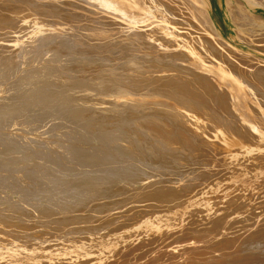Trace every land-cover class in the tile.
<instances>
[{
	"label": "bare ground",
	"instance_id": "6f19581e",
	"mask_svg": "<svg viewBox=\"0 0 264 264\" xmlns=\"http://www.w3.org/2000/svg\"><path fill=\"white\" fill-rule=\"evenodd\" d=\"M36 1L37 0H0V6L4 9V11H6L5 14L7 13L6 19L0 17V32L6 31V35L8 36V34L13 33V25H16V23L14 24V22H17V19H22L23 21H25L27 20V18L31 19L29 17L32 16L35 18V16H37V14L39 13L38 6H36L38 5V3ZM40 1L41 0H39V2ZM87 1H70V5H74V7L71 6L73 12L70 13H75L76 15L78 14L77 16H80L79 14H81V12L82 14L85 12L84 15L89 14L90 16H94L96 14L97 16L95 15V18L97 19V17H100L102 12H104L109 16L105 14L106 16L101 17H108L109 21L108 19L107 21L105 20L106 23H102L105 26L99 25L100 27H98L97 23V26H95V23H91L90 20V23L92 25L94 24V27L92 28L93 30L91 29L92 31H89L90 33L86 34L85 37H87L88 35L90 38L93 36L91 39L97 38L98 40V38H103L105 41L106 36H108V33L110 32V29L109 31L107 30L108 27H112L115 24H125L123 32H125L126 35H124L123 33L121 34L126 36L127 40H139L140 42L139 38H142L144 39L143 41L147 40L146 42L149 43L150 46L148 47L151 49L146 46L147 48L145 47V51H143L144 49L139 50L141 51L139 52V57L137 56L138 53L135 54L133 52L137 56V58L134 57L135 59L133 58V62L131 61L132 63L129 64V66L127 65L128 71L126 73H124L123 71L119 72V70H121L122 68L125 69L124 63V65H121V69L118 67L119 70H115V72H112V74H109L111 72H108V74H105L104 72L102 73V69L101 73H99L98 71V75L93 76V78L97 77L95 81L97 85L99 84V86H101L103 90H106V92H101L107 93L109 94V96L100 95L99 97L97 94V96L94 95L93 91L95 89L92 90L91 88L92 86H94V83L91 82L94 81L93 79L82 81L86 85H84L85 87L81 85L80 88H86L85 90H87L86 93L88 94L84 99V97H82L80 94H77L79 93L77 91L76 95H78V98L81 96V100L72 99V96L70 95L72 94L70 93V89L69 91L67 90L58 94L56 93L50 100L43 99L44 97L42 98V94H40V99L42 98L41 100L38 99L37 101H31V98L29 99L28 95H33L37 87H29L30 89H28V92H25L24 96L21 97V99L23 98V100L20 99L21 103L24 102L23 104L28 105L33 103L38 105L40 104L39 107L42 113H45L46 109L44 110V108H47L48 110L54 109V111H56L57 109L63 110L56 112L57 114H59V116L64 115V113L66 112L71 113L73 115V118L82 116V118L80 119L81 121L77 120L79 119L78 117L76 119L74 118L75 120H71L69 122V124L71 123V126L69 125V128H67L66 131H63V134H65L66 136L69 135V137H74L77 142L84 141L85 143L88 142L89 144H91L90 141H93L97 142L99 145L97 147H93L95 145L94 144L92 145V147L91 145L89 147L88 144H85V146L81 144L75 145V143H73L74 146H64L69 147L68 149L69 151H71V153L77 154L80 150L86 153V156L84 155L81 158H83L84 166L87 167H84L83 170L82 168H78L80 169V171L77 173L74 172L75 174L71 172L73 176L70 178H68V176L66 178L61 173H56V170L50 176H47L43 173L41 174V172H39L40 169H37L38 166L35 168L37 164L34 163V154L32 153L30 155L28 154L29 152H22L24 151L23 149H21L19 146L13 145V149L18 150L19 154L17 153V155L15 156L16 159L11 162L12 167L10 169L14 171L13 173L17 176L18 179L14 182L6 181V178L5 180H0V182H2V184L0 183V189L2 188L0 190V220L1 218L2 220L9 219L7 220L8 223L10 222L15 227L17 226L18 228H23V230L29 231V229L31 228L35 229L34 223L36 221H38L37 223H40L39 220L41 219L43 221L45 220L46 222L47 218L55 212L58 214H62V217L60 215V217L62 218L60 222L63 221L64 223L71 218H75L77 220L81 219L80 216L84 214V211H90L89 213L95 212V214L104 212V215L101 216V213L100 215H96V217H92L94 219L89 220L93 222L94 226H96V223H102V225L107 224V226L111 225L110 227L115 228V231H111L113 232V234L106 235V233H108L106 232V236L103 235L104 232H101V230L105 229L103 226V229H97V231H100L101 233H89L85 238H81L83 236H79L77 239L75 238L77 243L72 239L73 241H75L77 247L68 249L67 253H69V256L72 252L77 253L76 255H79V253L85 254V252L89 251V249H95L100 252V254H106L105 256L108 259V262L106 264H264V90H262L264 86L263 84H258L260 83L258 82L259 80L256 81L257 78L260 79L261 77H264L261 76L262 74H264V65H262V62L264 61L252 55V53H250L249 55L240 51L236 47H233L230 42L224 38L221 30L216 25L210 14L209 0H188L191 6L194 8V12L190 10L191 18H197V21H199V23L196 25L202 26L204 31L207 33L206 36H203L201 34L203 37H200L199 40H196L195 38L181 39L179 38L180 35H178V32L176 31L178 28L176 29V27H172L173 25L171 24H176L177 21L173 22L175 21L173 20L171 23L170 21L172 18L170 19V15L171 12H176L175 9L178 10L179 7L176 8L177 6L175 7V5L179 4L174 5V3L172 2V6L175 7V9L171 11V9H169L170 6L163 5L161 3V0H101L103 5H101V10L98 7V9L101 11V14L98 15L100 12L98 10L95 11V8L92 10V12H94L95 14H92V8H88V4L91 1ZM184 1L181 0L182 3H184ZM242 1L243 3L237 1L234 5L232 0H227V6L232 16L231 18L238 27V30H236L237 38L242 43L244 42L247 45L249 44L254 46L253 49L255 50L258 49L264 51V18L262 16H256L251 12L252 10H257L258 8L264 10V0ZM32 2H36L37 4L34 5L35 3ZM43 2L41 1V5H43L46 1L44 3ZM51 2L53 3V1ZM57 2L58 1H55V3ZM177 2L178 0L176 1V3ZM60 3L61 1L59 0V4ZM48 4L50 3L48 2ZM59 4L58 6H60ZM186 5L185 7H187ZM92 6L95 7L96 5ZM42 8L41 11L44 12L46 8ZM47 10L48 9H46L45 11ZM49 11L46 12L47 15H49ZM66 12H64L63 10V12L60 14L64 13L63 15H65ZM178 12L176 14H178ZM180 12L182 13V11ZM69 14L66 13L67 17ZM52 15L55 17L54 14ZM57 15L59 14L57 13ZM76 15L74 17L75 19ZM43 17L46 16L44 15ZM72 17L73 16H70V18ZM250 17H253L254 20H251ZM38 18L39 16H37L32 23V25L34 24V30L32 29L34 32L32 31L31 34H33L34 36L37 35L36 33L38 32L37 30L39 29V27L50 28L49 23H45V25L41 22L42 17L40 18L41 21H39ZM55 18L57 19V17ZM79 18L77 20L81 19ZM83 18H85V16ZM88 18L86 15L87 20H89ZM95 18L92 20L96 21ZM176 18L173 17V19ZM156 19L158 20L155 21ZM57 20L58 22L61 21V19ZM71 20L73 21V18ZM98 20L99 19H97V21ZM101 20L103 21L104 19ZM48 21L49 20H47L46 22ZM83 21L85 22L86 20L80 21V24H82ZM102 21L99 20V24ZM187 21H185V23ZM193 21L195 22V20ZM12 22L13 25H11V28L10 23ZM21 22H18L16 26H19V24L22 25ZM25 23L22 25V27L29 24ZM72 24H74V22H72ZM32 25L30 24L31 27ZM61 25L63 24H60V26ZM75 25L77 26V24ZM85 25L87 26V21ZM138 25L141 26L139 27ZM67 26L70 29V25ZM106 26L108 27L105 28ZM118 26L116 25L115 27ZM22 27H20V30ZM62 27H64V25L61 26V28ZM149 27L152 29L150 30ZM183 27L185 26H182L181 28L183 29ZM190 27L186 26V28L188 29H185V31L187 32ZM193 27L194 25L192 26V28ZM61 28H59L58 30H60ZM65 29L62 28V31H65ZM86 29L89 30L90 28L88 29L87 27ZM116 29L118 30V28ZM82 30L81 32H83ZM87 30H85V33ZM193 30L196 31V28ZM70 31L72 30L70 29ZM120 31L122 32V30H119L117 32L120 33ZM22 32H24V30H22ZM114 32H112L114 35L119 36ZM196 32L201 33V31ZM196 32L194 33L197 34ZM13 34L16 35L15 33ZM18 34L17 36L20 35ZM155 34H159L157 36L161 37L162 42L156 39V41L158 40L157 42L159 43V45L153 47L154 44H157L156 41L154 43L151 42V37L153 35L156 36ZM30 37H32V35ZM114 38L116 37L114 36L113 39ZM10 39H12V37ZM95 39L93 41H96ZM124 39L125 38H123V41ZM0 40H2V37L0 38ZM16 40L17 38L13 39V41ZM109 40L110 39L108 38V44L110 43ZM39 41L41 40L39 39ZM89 41L92 42V40L90 39ZM125 41L123 42V44L125 43ZM135 41L132 42H134L135 44ZM143 41L141 40L140 42L142 48ZM148 41H150L151 43ZM115 42L117 41H114V43ZM137 42L138 41H136V43ZM0 43V47H4L6 45L4 44V42ZM130 43L129 45H131ZM117 44V47L121 46L120 43L119 45ZM103 46L106 47L107 45L103 44ZM137 46L134 47H140V45L138 44ZM75 47H72V57H66L67 60L64 63L62 62V65H66V63H69V61L76 62V67H78L77 71L80 72V75H84L85 73H87V69H90L91 67L103 68L105 66L103 65L105 61H108V59H105L107 57L103 58L102 60L96 59L97 61H94L92 59L94 62L92 61L91 63L90 57L87 60L83 61L76 60L77 57L80 56L78 55V52L80 50H76ZM109 47L111 49V46H108V48ZM113 48L115 49V47ZM153 48H158L157 51L161 53H159V55H152L153 51L151 50H153ZM91 49L94 50L95 48ZM49 51H52V49H50ZM157 51L156 53H158ZM129 52L127 53L128 55ZM107 54L106 56L109 55ZM122 54L124 53L122 52ZM166 54L170 55L169 59H167ZM60 55V50L56 49L53 55L55 57V60H58ZM76 55L78 56L75 57ZM100 56L101 58L104 57V55ZM112 56L108 58L112 59ZM25 58L27 57H21L17 60H21L23 63H25L27 62ZM116 60H118V58ZM61 61L62 59L60 60V62ZM162 62H164V68L161 67L163 65ZM115 64H117L115 65L117 67L119 62ZM55 65L56 63L51 66V69L57 70L58 66ZM73 72L76 73V71ZM93 73L92 75L95 74ZM59 74L62 75L61 73ZM77 76L79 77V75ZM82 78L84 77L82 76ZM50 79L54 80L51 77ZM38 80L40 81V79ZM60 81H57L56 83L58 84V82ZM72 81L75 82L74 80ZM41 82L44 83L43 81ZM89 82L91 83L89 84ZM42 83L41 86H43ZM46 83H44V85L48 84L49 87H52L53 85L49 82L47 84ZM70 86L72 87L74 85L72 84ZM57 87L59 88V86ZM84 88L82 90H84ZM110 88L113 90L108 91L107 89L110 90ZM77 89L81 91L79 88ZM51 90H55V88ZM72 90L74 89L72 88ZM90 90H92L95 97L90 96ZM49 91L50 90H47V93ZM74 92H76V90H74ZM95 92L98 93L97 90ZM82 98L84 100H82ZM17 100L18 98L16 99L15 104L12 103L11 105L10 101L12 100L8 101L10 103L6 109L7 113L17 112V104L20 103H17ZM89 108L94 109V111L96 110L97 112L95 114L93 112L91 119H88L90 115H83V111L88 110ZM73 109H78L79 112L76 113V111H74ZM51 111H46V113H51ZM107 111L113 113L114 118L117 117L115 115H118V117H120L118 119L119 123L117 122L118 124L112 122L114 121V119L112 120V118L111 122L105 120L108 119L106 117L108 113ZM99 112L102 113V121H98L101 119H98V116H96L97 114H99ZM10 116H14V114ZM67 120H65V122H68ZM94 121H96L97 124L94 123ZM81 122H83L84 124L82 125ZM91 122L94 123V126L92 124L93 128L96 127L95 124L97 125V127L91 129ZM65 125H67V123ZM87 127L91 130L87 131ZM31 140L33 142L27 145L29 146L28 148L33 151L38 138ZM66 143L70 144L67 141ZM51 148L61 149L60 146L55 147L53 145L51 146ZM11 155L9 154V156ZM8 163L10 165V162ZM90 164H93V166H90ZM48 166L50 167V164ZM68 166L70 167V163ZM192 166L193 168H197L196 171L192 172L191 170L192 173H190L189 169L185 170L186 168ZM59 171L60 170H58V172ZM65 173L68 174V172ZM216 174L220 175L222 178L210 184L207 181L208 178L210 179V177ZM35 179H38L39 181H42L50 186V189L48 188L50 192H47V194L43 192V194L45 193L44 195H39V193L37 194L36 192L34 195H31V191L26 190L24 187L26 183H30ZM103 185L106 186V188L112 193L111 196H109V194L107 193L109 197H112V199L110 198L111 202H108L110 200L106 197L107 195L104 194L105 191L103 193H99L98 187H101ZM3 189H9V193H11L12 191L20 193V198L18 197L19 200L17 199L18 201L15 202H13L14 200L8 201L9 196H12H8L7 190L3 192ZM36 190L38 189L36 188ZM17 193H15V195ZM150 200L153 202H151ZM149 201L151 203H148ZM174 202H176L177 204L182 203V205L180 207H172L171 209H169V207L172 206ZM141 203L144 204L143 207H141L142 205L140 206ZM163 208H168V210H164ZM118 211H121V214H117ZM30 214H32L33 217ZM53 215L50 216L52 219ZM41 216H45V218ZM55 216H57V214ZM63 216H65V218ZM60 217H57V219H61ZM81 220L83 221V219ZM53 221L54 219L52 220V223ZM6 222L4 221V224ZM84 222H81V224ZM37 223L36 227L38 226ZM73 223L75 222L72 219V224ZM4 224H1L0 226ZM46 225L50 226V223H46ZM46 225H43L44 227L42 226V228H45ZM63 225L66 226V223ZM50 227H48V229ZM68 227L69 226H67V228ZM62 228L64 229V227ZM106 228L109 229V226ZM58 230L62 231L60 230V227ZM82 230L84 231V228ZM13 233L15 235V232ZM79 233L81 234L82 232ZM2 234L4 235L5 232ZM7 234H5L4 236H6ZM38 234L37 237L39 236ZM46 234L50 235V233ZM12 235H10L11 237H13L12 239L16 238ZM43 235L40 234L41 237H43ZM66 235H68V233ZM31 236L33 238V235ZM47 236L48 235H46V237ZM54 236L55 235H53V237ZM37 237L35 239H37ZM49 239L50 238L48 236L47 241ZM53 239L56 238L54 237ZM69 240L71 243V238ZM69 240H67L68 243ZM67 241L64 242L67 243ZM64 242H62V244ZM61 246V250L65 248H61ZM53 248L51 250H53ZM55 249L56 247L54 248V251L57 252L58 249ZM45 250H48V248H45L43 250L41 249V252ZM49 252V255L50 253H53L52 251L50 253ZM92 253H94V255H97V253L95 252ZM67 255L68 254H66V256ZM89 255L91 256L92 254ZM38 256L41 257L40 259L42 260L45 258H43V256H40L39 254ZM50 256H52V254ZM86 256L88 255L86 254ZM4 257L3 260H5ZM80 257L82 256L80 255ZM7 258L6 260H8ZM77 258H79V256H77ZM62 260L64 261V259ZM20 261L21 259L18 262H15V264L20 263ZM29 261L30 259L26 258L23 262H25L24 264H29ZM60 261L57 260V263H59ZM89 261L84 263L79 262V264H89ZM96 262H94V264ZM11 263L12 262H9V264Z\"/></svg>",
	"mask_w": 264,
	"mask_h": 264
},
{
	"label": "rangeland",
	"instance_id": "374dc122",
	"mask_svg": "<svg viewBox=\"0 0 264 264\" xmlns=\"http://www.w3.org/2000/svg\"><path fill=\"white\" fill-rule=\"evenodd\" d=\"M17 1V0H16ZM22 1H27V0H22ZM35 1V0H34ZM42 2H43V0H41ZM41 1L39 2V0H37L36 2L38 3V5H36L37 3L36 2H32V3H35L34 5H36V6H38V14H37V16H39V21H41L43 24H48L49 23V25H50V28H43V27H39V29L37 30L38 32L35 34L36 36H34L33 34H31L32 33V31L34 30L33 28V26H34V24L32 25V23H33V20L37 17V16H35V18L33 19L32 17H29V18H31V19H28L27 18V20H25V21H23L22 19L21 20H18L17 19V22H14V24L16 23V25H17V23L19 22H21L22 23V25L25 23V22H27V23H25V24H28V25H24L23 27H22V25L21 24H19V26L20 27H22L21 28V30H20V27L19 26H16V25H13V22L12 23H10V26L11 25H13L14 26V28L12 29V32L13 33H15L16 35H14L13 33H10V34H8V36L6 35V31L5 32H3V31H1L0 32V38L2 37V40H0V42H4V44H6L4 47H0V77H1V79H0V136L2 137H0V180H5V178H6V181H10V182H14V181H16L18 178H17V176L13 173L14 171L12 170V169H10L11 167H12V163L11 162H13V160H15L16 159V155H17V153L19 154V151L18 150H15V149H13V145H15V146H19L21 149H23L24 151H22V152H29L28 154H34V163H36V164H34V165H36L35 166V168L37 167V169L39 170V172H41V174L43 173V174H45V175H47V176H50V175H52L53 173H54V171L56 172V173H61L63 176H65L66 178H67V176H68V178H70V177H72L73 175H72V173H77V172H79L80 171V169L82 168V170H83V168L84 167H87V166H84V164H83V158H81L82 156H86V153H84V152H82L81 150V152L80 151H78V153L77 154H75V153H71V151H69V147H64V146H68V145H73L74 146V144L73 143H75V145H79V144H81V145H87L88 144V146L90 147V145H91V147H92V145H94L93 147H97L99 144L97 143V142H93V141H90V143L91 144H89L88 142H82V141H76V139L74 138V137H72V136H70L69 137V135L68 136H66L65 134H63V131H66L67 130V128H69V125L71 124H69V122L71 121V120H75L77 117L79 118V119H77V120H79V121H81L80 119L82 118V116L80 117V116H77V117H74L73 118V115L71 114V113H68V112H66V113H64V115H60L59 116V114H57L56 112L57 111H63V110H56V111H54V109L51 111V110H48L47 108H44V110H45V113H46V111H51V113H42V111H40L41 109H40V107H39V105L38 104H35V103H33V104H23L24 102H20L21 100H23V98L21 99V97L22 96H24V94H25V92H28V89H30V88H35V87H37L36 89H35V91H34V94L33 95H28V98L30 99L31 98V101L32 100H34V101H37L38 99L39 100H41L43 97V99H45V100H50L51 98H53V96L57 93H61V92H65V91H69L70 89V93H74L73 95L72 94H70L71 96H72V99H76V100H81L80 98H81V96L82 97H84V99H85V97H86V95L88 94V93H86V91L87 90H85L86 88H84L85 86L84 85H86L85 83H83L82 81L84 80V81H86V80H88V79H93L94 81H91L92 83H94V86H92L91 88H92V90H94L93 92H94V95H98L99 97H100V95H102V96H109V94H107V93H103V92H101V91H104V92H106V90H103L102 88H101V86H99V84L97 85V83L95 82L96 81V79H97V77H94L93 78V76H97L98 74H97V72L99 71V73H101V71H102V69H103V71H102V73L104 72L105 74H108V72H111V73H109V74H112V72L114 73L115 72V70H119V68L121 69L122 68V66L121 65H124V63H125V69L124 68H122L121 70H119V72L121 71H123L124 73H126L127 71H128V69H127V67L129 66V64H131L132 62H133V58L135 57V58H137V56L139 57V52H141V51H139V50H143V51H145L146 49H145V47L147 46H149V43H147L146 41L147 40H145V41H143L144 39H142V38H139L140 39V42H141V40L143 41L142 42V46H143V48L141 47V44H140V42H139V40H136V41H138L137 43H136V41L135 40H130L129 41V39L127 40L126 38V36H124V35H126V33L125 32H123L124 30V28H125V24L123 25H121V24H115V25H113L112 27H108V26H106L105 28H107V30L109 31V29H110V32L108 33L109 35L108 36H106V38H105V41L107 42L108 41V38L110 39L109 40V44H108V42L106 43L105 41H104V39L103 38H98V40H97V38L95 39L96 41H93L94 39H91L88 35H87V37H85L86 36V34H88V33H90L93 29V27H94V24L92 25L91 23H95V26H97L98 25V27H100L99 25H104V24H102V23H106V21H107V19H108V17H101V16H109L108 14H106V13H104V12H102V14H101V5H103L102 4V2H101V0H89V1H87V0H83V1H87V2H90L89 4H88V8L89 9H91V12H92V10L94 9L95 11H99L97 14L98 15H100V17H97V19H99L100 21H102L101 19H104L102 22H100V24H99V20L97 21V19L95 18L97 15L94 13V12H92V14H95L94 16H90L89 14H86L87 15V18L89 19V20H87L86 19V15H84L85 14V12L82 14V12H81V14L83 15H81V14H79L80 16H77L75 13H70V12H73L72 10V8H71V6H73L74 7V5H70L71 4V2L70 1H72V0H63V2H62V0H60L61 1V3H62V5H61V3L59 4V0H44V4L43 5H41L42 3H41ZM51 1H53V3L51 2ZM55 1H58L57 3H55ZM69 1V2H68ZM78 1V0H77ZM160 1V0H159ZM176 1L177 0H170V2H169V0H161V3L163 4V5H166V6H170L169 7V9H171V11L172 10H174L175 9V7L176 8H178V10H176L175 9V11L176 12H171V15H170V19H171V23H172V21L173 20H175V21H173V22H178V21H183V22H176V24L175 23H173V24H171V25H173L172 27H176V31L178 32L177 34L178 35H180V37L179 38H181V39H185V38H192V39H196V40H199V38L200 37H203V36H206L207 35V33L204 31V29H203V27L202 26H200V25H196V24H198L199 23V21H197L198 19L196 18H191V15H190V10H192V12H194V8L191 6V4H190V2L188 1H184V0H182V1H184V3H182L181 2V0H178V2L176 3ZM237 1H239V2H241V3H243V1L242 0H232V2L234 3V5L236 4L235 2H237ZM48 2L50 3V4H48ZM67 2V3H66ZM94 2V3H93ZM99 2V3H98ZM169 2V3H168ZM174 3V5L175 4H179V5H175V7H173L172 5H173V3ZM179 2H181V3H179ZM64 3V4H63ZM66 3V4H65ZM69 3V4H68ZM186 3H187V5H186ZM209 3H210V14H211V16H212V18H213V20H214V22L216 23V25L219 27V29L221 30V33H222V35L224 36V38L226 39V40H228L229 42H230V44L233 46V47H236L237 49H239L240 51H242V52H244V53H246V54H249L250 55V53H252V55H254V56H256V57H258L260 60H263L264 61V51H262V50H255V49H253V47L254 46H252V45H247L246 43H242L238 38H237V33H236V30H238V27L236 26V24L233 22V20H232V16H231V13H230V10H229V8H228V6H227V0H209ZM53 4V5H52ZM58 4L60 5V6H58ZM181 4V5H180ZM41 7H40V6ZM45 5V6H44ZM50 5H51V7H50ZM57 5V6H56ZM92 5H96L95 7H93ZM185 5L187 6V7H185ZM47 6V7H46ZM53 6V7H52ZM69 8H71V9H69ZM182 6H184V7H182ZM190 7V9H189V7ZM40 7V8H39ZM43 7V8H42ZM44 7L46 8V9H48L47 11H49L50 13H48L49 15H47L46 14V12L47 11H45L44 10V12H42L41 11V8L42 9H44ZM49 7V8H48ZM58 7V8H57ZM65 7V8H64ZM67 7V8H66ZM98 7H99V9H98ZM171 7H173V8H171ZM50 8H52V9H50ZM64 8V9H63ZM182 8H184V9H182ZM191 8H193V9H191ZM0 9H1V13H2V15H1V13H0V17H2L3 19H6V14H5V12L6 11H4V9L0 6ZM2 9H3V12H2ZM53 9H55V10H53ZM57 9V10H56ZM64 10V12H66L67 10V14H69L70 16H73L72 18H73V21L71 20L72 18H70V16L68 15V17H67V15H66V13H65V15H63V14H60V13H62L63 12V10ZM62 10V11H61ZM182 11V13L180 12V11ZM188 11V12H185V11ZM54 11V12H53ZM56 11V12H55ZM59 11V12H58ZM179 11V12H178ZM178 12V14H176ZM254 15H256V16H262L263 18H264V10H262V9H260V8H258L257 10H252L251 11ZM44 13V14H43ZM54 14L55 15V17H57V19H61V23L60 22H58V20L52 15V14ZM56 13V14H55ZM57 13L59 14V15H57ZM175 13V14H174ZM180 13V14H179ZM189 15H188V14ZM4 14V15H3ZM91 14V15H92ZM106 14V15H105ZM174 16H173V15ZM182 14V15H181ZM186 14H187V16H186ZM41 15V16H40ZM46 16V17H43V16ZM61 15V16H60ZM75 15H76V19L74 18L75 17ZM89 15V16H88ZM85 16V18H83ZM184 16V17H183ZM253 16V15H252ZM42 17V19L40 20V18ZM51 17H52V19H51ZM58 17H60V18H58ZM81 19H80V18ZM93 17V18H92ZM173 17H177L176 19H173ZM186 17V18H185ZM47 18V19H46ZM55 18V19H54ZM67 18H69V19H67ZM80 19V20H77V19ZM91 18V19H90ZM96 19V21L95 20H92V19ZM183 18H185V19H182ZM189 18V19H188ZM251 18V20H254V18L253 17H250ZM64 21H63V20ZM75 19V20H74ZM192 19V20H191ZM28 20H30L31 21V23H30V21H28ZM44 20V21H43ZM47 20H51L50 22L48 21V22H46ZM77 20V21H76ZM82 20H86L87 21V26L85 25L86 24V21L84 22H82V24H80L81 22L80 21H82ZM90 20H91V23H90ZM106 20V21H105ZM118 20H120V19H118ZM158 19H156L155 21H157ZM189 22H188V21ZM193 20H195V22L193 21ZM69 21V22H68ZM70 21H71V24H72V22H74V24H70ZM108 21H109V19H108ZM185 21H187L186 23H185ZM197 21V22H196ZM53 22V23H52ZM55 22V23H54ZM63 22V23H62ZM68 24H67V23ZM76 22V23H75ZM35 23V22H34ZM63 24L64 25V27H62L63 29H65L66 27V29H69V27L67 26V25H70V29L72 30V31H70V29L69 30H66L65 29V31L63 30L62 31V28H61V26H63V25H61L60 26V24ZM96 23H97V25H96ZM191 23V24H190ZM30 24L32 25V27L30 26ZM45 24V25H46ZM66 24V25H65ZM75 24H77V26L75 25ZM90 24V25H89ZM181 24H182V26H185V27H183V29L181 28L182 26H181ZM184 24V25H183ZM186 24V25H185ZM188 24H189V26H188ZM54 25V26H53ZM56 25V26H55ZM79 25V26H78ZM89 25V26H88ZM118 26V27H115V26ZM194 25V27L192 28V26ZM54 28H53V27ZM66 26V27H65ZM73 26H75V27H73ZM82 26V27H81ZM83 26H84V28H85V26H86V28L88 27V29L89 30H87L86 28L84 29L83 28ZM92 26V27H91ZM105 26V25H104ZM123 28H122V27ZM139 27L141 26V25H138ZM180 26V27H179ZM186 26L187 27H190L189 28V30L186 32L185 31V29L187 30L188 28H186ZM31 27V28H30ZM78 27V28H77ZM152 27V26H151ZM11 28H12V26H11ZM59 28H61L60 30H58ZM77 28V29H76ZM84 29V30H82V29ZM116 28H118V30L116 29ZM121 28V29H120ZM153 28V27H152ZM152 28H150L149 27V29L151 30ZM181 28V29H180ZM196 28V31H201V33L200 32H196L195 30H193V29H195ZM16 30V32H15V30ZM25 29H27V30H25ZM29 29V30H28ZM33 29V30H32ZM41 29V30H40ZM52 29V30H51ZM54 29V30H53ZM92 29V30H91ZM180 29V30H179ZM22 30H24V32H22ZM74 30V31H73ZM78 30V31H77ZM81 30L83 31V32H81ZM85 30H87L86 31V33H85ZM116 30V31H115ZM119 30H122V32L120 31V33H118L117 31H119ZM192 30V31H191ZM19 31V32H18ZM21 31V32H20ZM26 31V32H25ZM41 31V32H40ZM69 31V32H68ZM80 31V32H79ZM90 31V32H89ZM107 31V32H108ZM115 31V32H114ZM3 32V33H2ZM34 32V31H33ZM64 32V33H63ZM65 32H67V33H65ZM112 32H114L115 34H117V35H119V36H116V35H114ZM193 32V33H192ZM194 32H196L197 34H195ZM2 33V34H1ZM20 35H19V34ZM83 33V34H82ZM121 33H123V34H121ZM186 33V34H185ZM192 33V34H191ZM199 33H200V35H199ZM206 33V34H205ZM14 36H13V35ZM17 34L19 35V36H17ZM32 35V37H30L31 35ZM59 34V35H58ZM78 34V35H77ZM122 36H121V35ZM188 34V35H187ZM203 36H202V35ZM205 34V35H204ZM11 35V36H10ZM30 35V36H29ZM41 37H40V36ZM43 35V36H42ZM111 35H112V37H111ZM116 37V38H114L113 39V37L114 36ZM156 36H152L151 37V39L152 40H154V41H152L151 40V42H155L156 41V39H158L160 42H162V40H161V37L160 36H157V35H159V34H155ZM187 37H186V36ZM38 36V37H37ZM45 36V37H44ZM63 36V37H62ZM77 36V37H76ZM195 36V37H194ZM4 37V38H3ZM8 37V38H7ZM12 37V39H10V38ZM14 37V38H13ZM23 37V38H22ZM153 37H154V39H153ZM156 37V38H155ZM198 37V38H197ZM209 37V36H208ZM17 38V40L16 41H13V39H16ZM22 38V39H21ZM30 38V39H29ZM34 38V39H33ZM48 38V39H47ZM78 38V39H77ZM88 38V39H87ZM123 38H125L126 39V41H127V43H126V41H125V39H124V41H125V45L123 44ZM19 39V40H18ZM38 39V40H37ZM39 39L41 40V41H39ZM73 39V40H72ZM83 39H84V41H83ZM89 39L90 40H92V42H90L89 41ZM99 39H101V40H99ZM111 39H113V40H111ZM118 39V40H117ZM121 39V40H120ZM61 40V41H60ZM79 40V41H78ZM83 41V43H82V41ZM157 40V41H158ZM13 41V42H12ZM33 42V44H32V42ZM34 41H36V42H34ZM39 41V42H38ZM42 41H43V44H42ZM58 43H57V42ZM81 41V42H80ZM90 42V43H88V42ZM100 41V42H99ZM103 41V42H102ZM114 41H117V42H115L114 43ZM119 41H121V42H119ZM123 41V42H122ZM129 41V42H128ZM132 41H135V44H134V42H132ZM156 41V42H157ZM8 42V43H7ZM113 42V43H112ZM120 43L121 44V46L119 47V49H118V47L116 46V44L117 43ZM131 42V43H130ZM148 42H150V41H148ZM150 42V43H151ZM31 43V44H30ZM68 43V44H67ZM77 43H80V44H77ZM85 43H87V44H85ZM96 43V44H95ZM119 43L117 44V45H119ZM129 43L131 44V45H129ZM152 43V44H153ZM1 44V43H0ZM38 44V45H37ZM55 44H56V48H55ZM60 44H62V45H60ZM84 44V45H83ZM89 44V45H88ZM91 44V45H90ZM94 46H93V45ZM103 44H105V45H107L106 47L105 46H103ZM137 44L138 45H140V47L139 48H137L138 46H137ZM238 44V45H237ZM29 45V46H28ZM96 45H97V48H96ZM123 45V46H122ZM156 45H159V43L157 42V44H154V46L153 47H156ZM76 46V47H75ZM78 46V47H77ZM91 46V47H90ZM93 46V47H92ZM103 46V47H102ZM108 46H111V49H110V47L108 48ZM134 46H137V47H134ZM7 47V48H6ZM75 47L76 48V50H80L78 53V55H80V56H78V55H76L75 57H77V59L76 60H81V61H83V60H87L89 57H90V59H91V61H90V63L94 60V61H97L98 59L100 60H102L103 58H105V57H107V58H105L106 60L108 59V61H105V63L103 64V65H105L103 68H99V67H91L90 69L88 68L87 69V73H85L86 74V76H85V74L84 75H80V72H78L77 70V68L78 67H76V62H70L69 61V63H66V65H62L64 62H66V57H72V50H73V48ZM83 47V48H82ZM89 47H90V49H89ZM98 47H99V50H98ZM113 47H115V49L113 48ZM133 47V48H132ZM146 47V48H147ZM150 47V46H149ZM148 47V48H149ZM158 47V46H157ZM47 48V49H46ZM60 48V49H59ZM91 48H95L94 50L93 49H91ZM101 48V49H100ZM121 48V49H120ZM132 48V49H131ZM256 48V47H255ZM25 49V50H24ZM28 49V50H27ZM45 49V50H44ZM50 49H52V51H49ZM54 49V50H53ZM56 49H58V50H60V52H61V55L59 56V61L56 59L55 60V57L53 56L54 55V51L56 50ZM70 49V50H69ZM82 49V50H81ZM104 49V50H103ZM117 49V50H116ZM124 49V50H123ZM134 49V50H133ZM138 49V50H137ZM149 49H151V48H149ZM2 50V51H1ZM32 51V53H31V51ZM90 50H93V51H90ZM120 50H121V53H120ZM154 50H158V48L156 49V48H153V50H151V51H153L152 52V55H159V53H161V52H158V53H156V51H154ZM34 51V52H33ZM83 51V52H82ZM90 51V52H89ZM103 52V54H102V52ZM107 51V52H106ZM116 51V52H115ZM126 51V52H125ZM130 51V52H129ZM132 51V52H131ZM136 51V52H135ZM17 52V53H16ZM19 52V53H18ZM98 52V53H97ZM100 52H101V54H100ZM109 52V53H108ZM112 52V53H111ZM118 52V53H117ZM122 52L124 53V54H122ZM129 52V55L127 54ZM137 54V56L134 54ZM149 52V51H148ZM31 53V54H30ZM53 53V54H52ZM110 55V56H112V59L111 58H108V57H110L108 54ZM120 53V54H119ZM151 53V52H150ZM156 53V54H155ZM19 54V55H18ZM31 56H30V55ZM82 54V55H81ZM85 54V55H84ZM97 54V55H96ZM106 54L108 55V56H106ZM127 54V55H126ZM131 54V55H130ZM134 54V55H133ZM3 55V56H2ZM24 55V56H23ZM30 57H29V56ZM67 55V56H66ZM100 55H104V57H102L101 58V56ZM115 55V56H114ZM116 55H117V57H116ZM121 55H122V57H121ZM19 56V57H18ZM51 56H53V57H51ZM82 56V57H81ZM96 56V57H95ZM9 57V58H8ZM21 57H27V58H25L26 59V61L27 62H25V63H23L21 60H17L18 58H21ZM33 57V58H32ZM47 57V58H46ZM81 57V58H80ZM92 57V58H91ZM166 57H167V59H169L170 58V55L169 54H166ZM7 58V59H6ZM118 58V60H116ZM128 58H130V59H128ZM134 58V59H135ZM38 59V60H37ZM48 59V60H47ZM62 59V61L60 62V60ZM65 59V60H64ZM71 59V58H70ZM93 59V60H92ZM97 59V60H96ZM116 61H115V60ZM128 59V60H127ZM132 59V60H131ZM53 60V61H52ZM115 62H114V61ZM130 60V61H129ZM19 61V62H18ZM54 61H55V63H56V65L58 66V68H57V70L56 69H51V66L53 65V64H55L54 63ZM93 61V62H94ZM113 61V62H112ZM132 61V62H131ZM41 62V63H40ZM58 62V63H57ZM63 62V63H62ZM68 62V61H67ZM108 62V63H107ZM119 62V64H118V66L116 67L115 65H117V64H115V63H118ZM128 62H130V63H128ZM165 62H166V60H165ZM10 63H12V64H10ZM23 63V64H22ZM50 63V64H49ZM52 63V64H51ZM78 63V62H77ZM109 63H111V64H109ZM164 62H162V64H163ZM95 64V63H94ZM113 64V65H112ZM13 65V66H12ZM23 65V66H22ZM24 65H26V66H24ZM55 65V66H56ZM59 65H61V66H59ZM102 65V66H103ZM128 65V66H127ZM262 65H264V62H262ZM63 66V67H62ZM66 67V68H65ZM119 67V68H118ZM124 67V66H123ZM162 68H164L165 67V65L163 64L162 66H161ZM43 68V69H42ZM45 68V69H44ZM53 68V67H52ZM71 68V69H70ZM99 69V70H97V69ZM110 68V69H109ZM118 68V69H117ZM12 69V70H11ZM69 69V70H68ZM104 69H105V71H104ZM127 69V70H126ZM3 70V71H2ZM17 70V71H16ZM91 70V71H90ZM94 70V71H93ZM96 70V71H95ZM10 71V72H9ZM60 71V72H59ZM73 71H76V73H74ZM90 71V72H89ZM20 72V73H19ZM37 72H38V74H37ZM56 72V73H55ZM96 74H94V73ZM118 72V71H117ZM2 73V74H1ZM24 73H26V74H24ZM59 73H61L62 75H60ZM78 73V74H77ZM89 73H90V75H89ZM92 73L94 74V75H92ZM7 76H5V75ZM27 74H28V76H27ZM31 74V75H30ZM35 74V75H34ZM40 74H41V76H40ZM57 74V75H56ZM64 74V75H63ZM88 74V75H87ZM9 75H10V77H9ZM60 75V76H59ZM72 75V76H71ZM77 75H79V77L77 76ZM4 76V77H3ZM50 76L51 78H53L54 80H52V79H50V77L48 78V77ZM59 76V77H58ZM67 76V77H66ZM74 76V77H73ZM82 76L85 78H82ZM261 76H264V74H262ZM35 77H37V78H35ZM41 77V78H40ZM65 77V78H64ZM260 77V76H259ZM20 78H22V79H20ZM47 78V79H46ZM67 78V79H66ZM79 78H82V79H79ZM6 79V80H5ZM29 81H28V80ZM38 79H40V81L38 80ZM49 79V80H48ZM55 79H57V80H55ZM63 80V81H60V80ZM67 81H66V80ZM69 79V80H68ZM261 79V80H260ZM257 78V80L256 81H258V82H260V83H258L259 85H262L263 84V86H264V77H261V78ZM1 80H3V81H1ZM11 80V81H10ZM32 80H34V81H32ZM45 80V81H44ZM72 80H74L75 82H73ZM27 81V82H26ZM37 81V82H36ZM41 81H43L44 83H46L47 81L51 84H53L52 85V87H49V85L47 84V85H44V83H42ZM52 81V82H51ZM57 81H60V82H58V84L56 83ZM67 83H66V82ZM11 82V83H10ZM21 82V83H20ZM72 82V83H71ZM82 84H81V83ZM91 82H89V84L91 83ZM27 83V84H26ZM39 83H40V85H39ZM41 83L43 84V86H41ZM55 83V84H54ZM61 83V84H60ZM69 83H71V84H69ZM77 83V84H76ZM8 84V85H7ZM14 84V85H13ZM21 84H23V85H21ZM35 84V85H34ZM64 84V85H63ZM74 85V86H70V85ZM78 84H79V86H78ZM19 85V86H18ZM26 85V86H25ZM32 85H34V86H32ZM37 85V86H36ZM59 86V88L57 87V86ZM62 85H63V87H62ZM84 86V87H81L80 88V86ZM39 86V87H38ZM47 86V87H46ZM51 86V85H50ZM68 86H69V88H68ZM98 86H99V90H98ZM15 87V88H14ZM30 87V88H29ZM42 87V88H41ZM67 87V88H66ZM71 87V88H70ZM76 87V88H75ZM94 87V88H93ZM97 89H96V88ZM20 88V89H19ZM44 88H45V90H44ZM54 89L55 88V90H57V91H55V90H51V89ZM72 88L74 89V90H76V92H74V90H72ZM77 88H79L81 91H79ZM84 88V90H82ZM102 90H101V89ZM26 89H27V91H26ZM50 90L48 93H47V90ZM63 89V90H62ZM92 90H90L91 92H90V96H93V97H95L94 95H93V92H92ZM97 90V92L98 93H96L95 91ZM108 91H112L113 89H111L110 88V90L109 89H107ZM262 90H264V88L262 89ZM44 91H45V93H44ZM53 93H52V92ZM55 91V92H54ZM77 91L79 92V93H77ZM22 92V93H21ZM35 92H36V94H35ZM81 92V93H80ZM43 93H44V95H43ZM76 93L79 95H81L79 98H78V95H76ZM100 93H102V94H100ZM40 94H42V98L40 99V97H41V95ZM19 95V96H18ZM36 95V96H35ZM40 95V96H39ZM96 95V96H97ZM115 95V94H114ZM35 96V97H34ZM51 96V97H50ZM39 97V98H38ZM15 98V99H14ZM18 98V100H17V103L18 102H20L19 104H17L18 105V107H17V112L16 113H7V107L9 106V103H10V105L12 104V103H14L15 104V102H16V99ZM21 99V100H20ZM36 99V100H35ZM83 98H82V100H84ZM10 100H12V101H10ZM8 101H10V102H8ZM33 101V102H34ZM3 102V103H2ZM6 103V104H5ZM22 104V105H21ZM31 105V106H30ZM20 106V107H19ZM33 106V107H32ZM26 107V108H25ZM33 108V109H32ZM39 110H38V109ZM32 109V110H31ZM74 111H76V113L77 112H79V110L78 109H73ZM35 114H34V113ZM81 112V111H80ZM93 112H94V114L95 113H97L96 112V110L94 111V109H91V108H89L88 110H85V111H83V115H86V116H88V115H90L89 116V118L88 119H91V117H92V115H93ZM108 112V111H107ZM54 113V114H53ZM68 113V114H67ZM101 112H99V114H97L96 116H98L97 118L98 119H101V120H98V121H102V118H103V116H102V113L100 114ZM106 113V112H105ZM109 113H111V112H108L107 113V118L108 119H105V120H108V121H112L113 119H114V121H112V122H114V123H119V121H118V119L120 118V117H118V115H115V116H117V117H115L116 119H117V121H116V119L114 118V114L113 113H111V114H109ZM12 114H14V116H10V115H12ZM112 114H113V117H112ZM36 115V116H35ZM44 115V116H43ZM55 115V116H54ZM65 115H66V117H65ZM108 115H110V116H108ZM50 116H51V118H50ZM99 116H101V117H99ZM56 117H58V118H56ZM109 117H110V119H109ZM13 118V119H12ZM63 118H65V119H63ZM70 120H69V119ZM111 118H112V120H111ZM44 119V120H43ZM68 119V120H67ZM57 122H56V121ZM62 120H64V121H62ZM65 120H67L68 122H65ZM61 121V122H60ZM120 121H121V119H120ZM124 121V120H123ZM12 122V123H11ZM3 123V124H2ZM67 123V125H65ZM94 123H96V121H94ZM94 123L93 122H91V125H90V128L91 129H94V128H96L97 127V123L95 124V126L96 127H94L93 128V126H94ZM117 123V124H118ZM54 124V125H53ZM81 124L83 125L84 123L83 122H81ZM92 124H93V126H92ZM29 125V126H28ZM33 125H34V127H33ZM48 125H50V126H48ZM61 125V126H60ZM64 126V127H63ZM66 126V127H65ZM71 126V125H70ZM45 128V129H43V128ZM50 127H52V128H50ZM37 128V129H36ZM88 129V127L86 128V130L88 131H90L91 129ZM10 129V130H9ZM27 129V130H26ZM48 129V130H47ZM55 129V130H54ZM65 129V130H64ZM38 130V131H37ZM50 130V131H49ZM26 131V132H25ZM3 134H2V133ZM42 132V133H41ZM61 132V133H60ZM9 133V134H8ZM37 133V134H36ZM50 133V134H49ZM28 134V135H27ZM43 134V135H42ZM45 134H47V135H45ZM52 134V135H51ZM58 134H61V135H58ZM38 135V136H37ZM49 135V136H48ZM35 136V137H34ZM60 136V137H59ZM64 136V137H63ZM66 136V137H65ZM43 137V138H42ZM49 137V138H48ZM4 138V139H3ZM12 138V139H11ZM19 138V139H18ZM26 138V139H25ZM38 138V140H37V142H36V145L34 146V150L33 151H31V149L30 148H28L29 146L27 145V144H31L33 141L31 140V139H37ZM57 138V139H56ZM60 138H64V139H60ZM72 140H71V139ZM2 139V140H1ZM44 139V140H43ZM70 139V140H69ZM10 140V141H9ZM12 140V141H11ZM58 140V141H57ZM65 140V141H64ZM2 141V142H1ZM47 141V142H46ZM61 141H63V142H61ZM66 141L68 142V143H70V144H67L66 143ZM71 141V142H70ZM75 141V142H74ZM9 142H11V143H8ZM16 142V143H15ZM57 142V143H56ZM78 143V144H77ZM84 143V144H83ZM93 143V144H92ZM8 145V146H7ZM10 145V146H9ZM26 147H25V146ZM48 145V146H47ZM60 146V148L61 149H54V148H51V146ZM85 145V146H86ZM4 146V147H3ZM24 146V147H23ZM45 146H47V147H45ZM87 146V147H88ZM63 147V148H62ZM45 150H44V149ZM46 148H47V150H46ZM12 149V150H11ZM37 149H39V150H37ZM52 149V150H51ZM54 149V150H53ZM41 150V151H40ZM48 150H50V151H48ZM60 152H59V151ZM35 151V152H34ZM69 151V152H68ZM37 152V153H36ZM51 152V153H50ZM36 153V154H35ZM59 153V154H58ZM66 153H68V154H66ZM9 154L11 155V156H9ZM83 154V155H82ZM53 155V156H52ZM66 155V156H65ZM8 156H9V158H8ZM60 156V157H59ZM62 156V157H61ZM70 156V157H69ZM72 156V157H71ZM6 158V159H5ZM63 158H65V159H63ZM61 159V160H60ZM68 159V160H67ZM12 160V161H11ZM57 160H59V161H57ZM80 160V161H79ZM69 161V162H68ZM8 162H10V165H9V163ZM40 162V163H39ZM43 162V163H42ZM52 162V163H51ZM69 163H70V167L68 166L69 165ZM5 164V165H4ZM6 164H8V165H6ZM41 164V165H40ZM50 164V167L48 166V165ZM56 164V165H55ZM45 165V166H44ZM93 166V164H90V166ZM7 166V167H6ZM42 166H43V168H42ZM49 168H48V167ZM64 166V167H63ZM74 166V167H73ZM47 167V168H46ZM54 169H53V168ZM67 167V168H66ZM50 168H52V169H50ZM67 169V170H64V169ZM69 168V169H68ZM78 168H80V169H78ZM195 168V169H194ZM193 168V166L192 167H189V168H186L185 170H188L189 169V171H190V173H192V172H194V171H196V167H194ZM2 170V171H1ZM6 170V171H5ZM43 170V171H42ZM48 172H47V171ZM51 170H52V172H51ZM58 170H60L59 172H58ZM185 170H184V172H185ZM191 170H192V172H191ZM2 172V173H1ZM65 172H68V174L67 173H65ZM72 172V173H71ZM6 173V174H5ZM47 173V174H46ZM49 173V174H48ZM64 173V174H63ZM74 173V174H75ZM4 174V175H3ZM12 174V175H11ZM67 174V175H66ZM4 176V177H3ZM3 177V178H2ZM222 177L220 176V175H213L212 177H210V179L208 178V182L211 184V183H214V182H216L217 180H220ZM39 182V183H38ZM1 184H2V182H0ZM26 184H28V185H26ZM25 184V189L26 190H30L31 191V195H34L36 192H37V194L39 193V195H44L45 193L47 194V192L49 193L50 191H49V189H50V186H48L46 183H44V182H42V181H39L38 179H35V180H32L30 183H26ZM33 184V185H32ZM4 186V185H3ZM104 186V185H103ZM101 186V187H98V190H99V193H103L104 191H105V195H107L106 197L107 198H109V200H110V198L112 199V197H109V196H111L112 195V193H111V191H109L107 188H106V186ZM103 187V188H102ZM29 188V189H28ZM36 188L39 190H36ZM46 188H47V190H46ZM49 188V189H48ZM100 188H101V190H100ZM2 189V188H1ZM0 189V190H1ZM35 189V190H34ZM46 191H45V190ZM7 189H3L2 191L4 192V191H6ZM33 190V191H32ZM43 190V191H42ZM106 190H108V191H106ZM10 191H9V189L7 190V194H8V196L9 195H11L12 197H13V199H12V197H10L9 196V199H8V201H13V202H15V201H18L19 199H18V197L20 198V196H19V194L20 193H17V192H14V191H12L11 193H9ZM43 192H45L44 194H43ZM6 193V192H5ZM15 193H17L16 195H15ZM109 194V196H108V194ZM14 196H13V195ZM18 199V200H17ZM152 200V199H151ZM150 200V201H151ZM148 202V203H151V202H153V201H151V202ZM108 202H111V200L110 201H108ZM177 202V201H176ZM176 202H174V204L172 205V206H170L169 207V209H171L172 207L174 208V207H180L181 205H182V203H176ZM176 203V204H175ZM147 204V203H146ZM142 205V206H141ZM143 203H141L140 204V206L141 207H143ZM164 210H168V208H163ZM103 211H105V210H103ZM109 211V210H108ZM32 212V211H31ZM30 212V213H31ZM90 212V211H89ZM88 211H84L82 214L83 215H81L80 216V218L81 219H83V221L81 220V219H79V217H78V219L79 220H77V219H75V218H71V219H68L67 220V222L65 221V223H66V226L65 225H63V224H65L63 221L62 222H60L61 220H62V214H58V213H56L57 214V216H55L56 214L55 213H52L50 216H52L53 214V219H54V221H53V223H52V218L49 216L48 218H49V222H48V218H47V221L45 222V220L43 221V220H39V222L40 223H37L38 221H36L34 224V226H35V229H29V231L28 230H23V228H18L17 226L15 227L14 225H12L10 222L8 223V221L7 220H9V219H4V217H3V219L4 220H2V218H1V223H0V225L1 224H4V221L9 225V227H8V225L5 223L4 225H5V227H4V225H2V226H0V264H9V262H12L11 264H15V262H18L20 259H21V261H20V263H16V264H21V262H22V264H24L25 262H23V261H25V259L26 258H29L30 259V261H29V264H79V262H88L89 260V264H94V262H96L95 264H106L107 262H108V259L106 258V254L105 253H103V254H100V252H98L97 250H95V249H92V250H90L89 249V251H86L85 252V254L84 253H79V255H76L77 253H74V252H72L71 253V255L69 256V253H67L68 252V249H72V248H75V247H77V245H76V243H77V241H76V239L79 237V236H83V237H81V238H85L86 236H88V234L89 233H94L95 234V232L97 233V232H100V231H97V229H103V226H104V228L105 229H103V230H107L108 228H106V227H108L109 226V229L107 230V231H103V230H101V232H104L103 233V235H105V233L106 232H108V233H106V235L108 234H113V232H111L112 230L113 231H115L114 229L115 228H113V227H110L111 225H108L107 226V224H103L102 225V223H96L95 225L96 226H94V224H93V222L92 221H90L89 219H94V218H92V217H96V215H100L101 213V216L102 215H104L103 213L104 212H99V213H96L95 214V212L94 213H89ZM105 212H107V211H105ZM107 213H109V212H107ZM117 214H121V211H118L117 212ZM32 217H33V215L32 214H30ZM60 215H61V217H60ZM54 216H55V218H54ZM41 217H43V218H45V216H41ZM57 217H60L61 219H57ZM64 218H65V216H63ZM50 218H51V220H50ZM56 219V220H55ZM72 219L74 220V222L75 223H73L72 224ZM57 220H58V222H57ZM88 220V221H87ZM51 221V222H50ZM80 221V222H79ZM87 223V225H86V223ZM3 222V223H2ZM80 224H79V223ZM81 222H84V223H82L81 224ZM90 222H91V224H90ZM36 223H37V227H36ZM43 223H45V224H43V225H46V223L47 224H49L50 223V226L52 227H50L49 225H46L45 226V228H47V229H45V228H42V224ZM51 223H52V225H51ZM56 223V224H55ZM61 223V224H60ZM69 225H68V224ZM71 223V224H70ZM76 223H78V224H76ZM89 223V224H88ZM13 226H11V225ZM76 224V225H75ZM101 224V225H100ZM7 225V226H6ZM42 225V226H41ZM63 225V226H62ZM71 225V226H70ZM75 225V226H74ZM34 226H33V228H34ZM57 226H58V228H57ZM67 226H69L68 228H67ZM98 226V227H97ZM101 228H100V227ZM42 229H41V228ZM44 227V226H43ZM48 227H50L49 229H48ZM59 227H60V230H62V231H59L58 229H59ZM62 227H64V229L62 228ZM97 227V228H96ZM17 228V229H16ZM55 228H56V230H55ZM62 228V229H61ZM66 228V229H65ZM84 228V231L82 230ZM90 228H91V230H90ZM44 229V230H43ZM53 229V230H52ZM75 229V230H74ZM87 229V230H86ZM2 230V231H1ZM23 230V231H22ZM30 230H32V231H30ZM47 230H52L51 232L50 231H47ZM74 230V231H73ZM80 230V231H79ZM92 230H94V231H92ZM96 230V231H95ZM24 231H26V232H24ZM59 231V232H58ZM68 231V232H67ZM82 232L81 234L79 233V232ZM87 231H89V232H87ZM90 231H92V232H90ZM5 232V234H7L6 236H4L2 233H4ZM13 232H15V235H14V233ZM50 233V235L49 234H46V233ZM68 233V235H66L67 233ZM71 232H72V235H71ZM78 233V234H76V233ZM100 232V233H101ZM39 233V234H38ZM69 233H70V235H69ZM73 233H74V235H73ZM85 233V234H84ZM12 235V236H14V237H16V238H14V239H12L13 237H11L10 235ZM37 234L40 236V234H44L43 235V237H37ZM48 235L49 236V240L47 241V239H48V236L46 237V235ZM51 234H52V236H51ZM64 234V235H63ZM83 234V235H82ZM87 234V235H86ZM31 235H33V238H32V236ZM53 235H55L54 237L56 238V239H53L54 237H53ZM65 236V237H63V236ZM85 235V236H84ZM105 235V236H106ZM19 236V237H18ZM37 237V239H35L36 237ZM51 236V237H50ZM60 236V237H59ZM21 237H23V238H21ZM24 237H27V238H24ZM29 237V238H28ZM58 237V238H57ZM19 238V239H18ZM21 238V239H20ZM40 238H43V239H40ZM45 238V239H44ZM60 238V239H59ZM71 238V243H70V239ZM76 238V239H75ZM25 239V240H24ZM75 240L76 241V243H75V241H73V240ZM3 240V241H2ZM17 240V241H16ZM67 240H69V243H68V241ZM33 241V242H32ZM64 242V241H67V243L66 242H64L63 244H62V242ZM8 244H7V243ZM58 243V245H57V243ZM74 242V243H73ZM46 243V244H45ZM44 244V245H43ZM61 244H62V246H61ZM39 245H42V246H39ZM55 245V246H54ZM65 245V246H64ZM49 246V247H48ZM58 246V247H57ZM60 246H61V248H63V247H65L64 249H60ZM51 247V248H50ZM56 247V249L55 250H57L58 249V251L57 252H55L54 251V248ZM67 247H69V248H67ZM45 248H48V250H45V251H42L41 252V249L43 250V249H45ZM50 248V249H49ZM53 248V250H51ZM53 252V253H50L51 251ZM50 251V252H49ZM97 251V252H96ZM48 252L50 253V255L52 254V256H50L49 254H48ZM92 252H95V253H97V255L95 254L94 255V253H92ZM43 253V254H42ZM45 253H46V255H45ZM38 254L40 255V256H43V258L45 257H47L46 259L44 258L43 260L45 261H43L42 259H40L41 257H39L38 256ZM66 254H68L67 256H66ZM86 254L88 255V256H86ZM89 254H92L91 256L89 255ZM99 254V255H98ZM2 255V256H1ZM6 255V256H5ZM80 255L82 256V257H80ZM8 259V260H6V258ZM35 256V257H34ZM77 256H79V258H80V260H79V258H77ZM102 257V258H100V257ZM1 257H2V259H1ZM3 257H4V259L6 260H3ZM11 257V258H10ZM39 257V258H38ZM33 258H35V259H33ZM50 258V259H49ZM98 258V259H97ZM105 258V259H104ZM37 259V260H36ZM62 259H64V261L62 260ZM69 259V260H68ZM77 259V260H76ZM107 259V260H106ZM40 260V261H39ZM57 260L58 261H60V260H62V261H60L59 263H57ZM94 260V261H93ZM96 260V261H95ZM34 261V262H33ZM43 262V263H42ZM63 262V263H62ZM80 263V264H81ZM27 264V263H26Z\"/></svg>",
	"mask_w": 264,
	"mask_h": 264
}]
</instances>
